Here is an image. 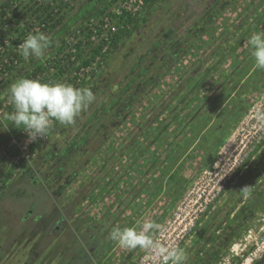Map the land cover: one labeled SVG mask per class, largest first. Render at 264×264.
Masks as SVG:
<instances>
[{"label": "rangeland", "instance_id": "rangeland-1", "mask_svg": "<svg viewBox=\"0 0 264 264\" xmlns=\"http://www.w3.org/2000/svg\"><path fill=\"white\" fill-rule=\"evenodd\" d=\"M19 1L0 0V17L6 12L12 18ZM67 2L71 8L63 23L51 32H43L52 38V44L42 59L30 57L26 61L18 52L19 44L29 34L42 30H25V24L12 22L0 24V39L7 40L12 53L6 63H0V136L5 129L13 132L4 148H9L13 136H19L22 130L7 119L14 111L8 90L19 78L89 87L97 99L75 124L54 122L47 136L34 146L35 156L20 169V175L12 173L15 180L10 191L3 193L0 209L12 210L11 214L19 217L32 208L34 216L42 217L43 221L58 205L52 201V190L64 192L73 177L91 175L96 164L94 158L108 155L107 144L111 141L114 148L128 145L129 150L120 149L119 158L124 159L125 152H129L136 154L135 158H165L173 162L182 158L203 159L202 145L212 143L213 159L192 170L183 184L182 197L201 177L212 178V184L217 186L231 177L222 198L232 186L240 185V178L247 176L250 182L244 185L241 202H249L253 197L258 201L261 195L260 220L264 214V121L256 117L257 113L264 114V69L255 67L248 39L253 33L264 31V0L147 1L135 15H130L138 19L111 52L112 38L94 39L92 24L110 16L119 30L120 0ZM230 16L233 18L229 20ZM254 20L260 22L254 24ZM225 36V44L230 42L227 46H232L215 59L213 46L217 48L220 43L212 45L213 37L224 40ZM242 41L246 48L237 46ZM99 44H103L102 51L96 55L95 47ZM189 47L193 51L188 52ZM105 54H109L106 59ZM86 59H91L90 64H84ZM164 72L165 78L153 84V79ZM234 92L235 96L240 95V101L235 96L228 100ZM197 137L198 145L190 151ZM99 138L101 145L93 151L92 145ZM143 143H147V149L134 152V147ZM220 178L223 179L218 183ZM41 182L46 187L42 188ZM93 185L92 179L88 188ZM58 201L61 204L62 200ZM4 216L15 225L13 236L32 226L31 222ZM84 224L80 234L75 225L71 227L86 243L95 226L87 221ZM64 231L63 228L59 234L55 233L52 248L43 252L49 264H92L84 259L85 251H78L80 242L69 241L74 236L70 235L72 229L59 237ZM48 238L46 232L41 243L46 244ZM55 239L63 243L56 246ZM50 241L48 245L52 244Z\"/></svg>", "mask_w": 264, "mask_h": 264}, {"label": "crops", "instance_id": "crops-1", "mask_svg": "<svg viewBox=\"0 0 264 264\" xmlns=\"http://www.w3.org/2000/svg\"><path fill=\"white\" fill-rule=\"evenodd\" d=\"M230 18L232 19L233 16L228 19L230 20ZM258 22L260 21L254 20V24H258ZM221 35L224 36V34ZM194 38H192L191 44H194ZM213 39L212 45H215L217 41L220 43L217 48L213 46V49H216L213 52L216 54V58L214 55L213 58L217 59L221 53L225 54L232 45L227 46L230 42L225 44L227 37L224 40L216 37ZM235 46L233 45V47ZM237 46L246 48L243 41ZM190 51H193V47L188 48V52ZM236 92L230 95L228 100L235 96ZM235 97H238V101H240V95ZM11 133L13 132L10 129H5L1 134L0 152L6 146ZM199 140L197 137L196 142L191 144L190 151L197 147ZM107 145L109 154L102 158L96 155L94 158L95 169L91 175L82 178L79 175L73 177L67 183L64 192L53 190L51 193L49 192L54 204H58V199L62 200V202L60 201L61 209L59 211L55 209L54 212L49 211L50 213H47L43 221L42 217L34 216L32 208H29L30 212H26L25 215H20L21 218L19 215V217H16V214L12 215V210L9 212V209H0V264H34L35 262L49 264L47 256H44L43 252L45 248L52 246L54 233L58 232L59 234L64 228L55 226L59 220L58 214L60 217L64 216L65 222L68 224L82 223L80 231L85 228L86 221L93 223L95 230L89 236L91 239L88 240V245L92 247L90 250L92 264L96 262L134 264L144 250L120 247L111 239V231L117 227H136L138 221H151L158 226L152 232L154 238L172 209L182 198L183 184L191 176L192 170L202 164L210 163L213 159L211 152L214 150L212 143H206L201 148L205 152L203 159L201 157L189 160L182 158L173 162L174 160L165 158L148 160L140 157V154L139 158L137 156L135 158L136 154H129V152H125V158L122 159L119 158L120 149L127 148L128 145L124 144L121 148V144H117L120 148H114V141ZM179 146H176L178 151H180ZM127 149L129 150V148ZM146 149L147 143L137 144L134 147V152ZM175 153L176 151L173 154ZM12 167L14 166L8 158H2L0 180L3 178L4 181H7L8 189L11 188L15 180L9 176V173L19 172L16 176L21 173L20 170L17 171ZM92 179L94 185L89 189L88 184ZM239 180L240 185L235 184L229 189L228 193L220 199L218 208L200 221L196 232L184 244L182 249L187 256L185 264H216L230 244L239 239L248 227L257 226L261 211V195L258 196V201L256 197H253V200L249 202H241L242 192L245 190L244 185L249 184L250 181L247 180V176ZM242 180L244 183L241 184ZM36 184L37 182H35ZM41 185L42 188L46 187L42 182ZM74 185L75 189H71ZM8 189H5L4 194L10 191ZM2 198L3 195H0V203ZM74 205L77 207L75 212H73ZM4 215H9L16 221L31 222L32 226H26V229L13 236L15 225ZM80 217L82 218L81 222L78 220ZM46 232L49 233V238L48 241L44 239L46 244H42L41 240ZM50 240L52 244L48 245ZM59 261L56 262L59 263Z\"/></svg>", "mask_w": 264, "mask_h": 264}, {"label": "clouds", "instance_id": "clouds-1", "mask_svg": "<svg viewBox=\"0 0 264 264\" xmlns=\"http://www.w3.org/2000/svg\"><path fill=\"white\" fill-rule=\"evenodd\" d=\"M51 44L52 38L43 32L29 34L19 44L18 52L26 61L30 57L42 59ZM248 45L255 67L264 69V31L253 33ZM8 98L14 111L7 119L15 128L24 130L32 141L45 138L54 122L65 126L75 124L81 113L97 99L89 87L78 88L26 77L19 78L10 86ZM256 118L264 121V114L257 113ZM157 227L151 221H138L136 227L114 228L110 237L122 248H139L155 254L161 259V264H185L187 256L183 249L167 246L153 238L152 232Z\"/></svg>", "mask_w": 264, "mask_h": 264}, {"label": "built area", "instance_id": "built-area-1", "mask_svg": "<svg viewBox=\"0 0 264 264\" xmlns=\"http://www.w3.org/2000/svg\"><path fill=\"white\" fill-rule=\"evenodd\" d=\"M151 0H120L119 16L135 15V12ZM94 39L110 41L118 31L113 18L106 16L93 23ZM10 26V24H9ZM42 32H45L42 30ZM83 36V35H82ZM6 44L7 40L4 39ZM10 45V44H8ZM2 47L0 46V49ZM7 58H5L6 61ZM2 109V108H1ZM0 109V111H1ZM19 136H13L9 148L0 152L1 158H8L12 166L19 170L21 164L29 163L35 156L34 146L42 138L35 141L29 139L28 134L21 130ZM9 149H13L9 153ZM223 178L218 180V183ZM231 177H227L220 186L212 184V178H199L192 190L188 191L172 209L165 223L160 227L154 239L165 245L182 249L184 244L196 232L200 221L218 208V200L223 196V190L229 184ZM264 255V214L258 226L248 227L244 234L234 240L216 264H253ZM95 264H103L96 262ZM134 264H161V259L155 254L143 251Z\"/></svg>", "mask_w": 264, "mask_h": 264}, {"label": "trees", "instance_id": "trees-1", "mask_svg": "<svg viewBox=\"0 0 264 264\" xmlns=\"http://www.w3.org/2000/svg\"><path fill=\"white\" fill-rule=\"evenodd\" d=\"M67 1L68 0H20L18 2V6L15 10L13 17L10 18L9 16H7V13L4 12L0 17V24H3L5 22H12L13 24H16V25L25 24L26 25L25 30L37 31V32L44 30L45 32H51L55 28H57L61 23H63L65 16H66V13L71 8V3L67 2ZM137 19L138 18H136V17L133 18L132 16L131 17L126 16V14L121 15L119 17V24L121 26H120V29L117 31V33H115L112 37V40L110 42V47H111L109 50L110 52L118 46V44L121 42V40L126 36L127 32L129 31L130 26L133 25V23ZM10 29L11 30L14 29L13 26H10ZM18 29H19V31H21L22 28L19 27ZM0 46L2 47L0 49V63L4 64V63H6V62H4L5 58L9 59V57L11 56L12 53L9 50L10 47L8 46V44H6L4 39H0ZM102 47H103V44H99L97 47H95L96 55L101 54ZM246 54L248 55V53H246ZM249 54L251 55V50L249 51ZM108 55L109 54H105L104 59H106L108 57ZM90 62H91V59H88V60L86 59L84 61V64L88 65V64H90ZM39 69H40V67H38V70ZM61 72L65 73V70H61ZM164 78H165V72H164V74H162L158 78L153 79V84L158 83L160 80H163ZM147 86L148 85L146 84L145 87H147ZM100 141H101V138H99L98 141H96L92 145L93 151L97 150L100 147V145H101ZM12 150L13 149H11V150L9 149L10 154H13ZM88 151H89V149H88ZM1 160H2V158H1ZM1 160H0V162H1ZM24 166H25V164H21L19 166V168L24 169ZM12 168H15V167H12ZM12 173H13V171L10 172L9 175L12 176L13 175ZM4 176L6 177V175H4ZM8 187H9V185L7 184V181L6 180L4 181L2 178V180H0V195H3L5 189H8ZM56 207H57L56 209L59 211V209H61V204H59V202H58V205ZM76 208L77 207L74 205L73 212H75ZM58 216H59V218H58L59 220H57V224L55 226H56V228L59 226L61 228L64 227V230H65L64 232H62V234L59 235V237L62 236L63 234L65 235V233L69 234L67 231L72 229V233H70V235L74 234V236H72L71 240H69V241L74 242V243L76 241L80 242V245H79L80 247L77 248L78 251H80V250L85 251L84 252V254H85L84 259L86 261L90 260V262L92 263V260L90 258V250L92 247L88 245V243H89L88 241L85 243L82 240H80L79 236L77 237V232L74 233L75 229L71 227L72 225H75L76 231H78V233L80 234V233H82L80 231L82 228V223L78 224L77 222H74L73 224L70 223L67 226H63L66 224V222H65L66 219L64 218V216L60 217L59 214H58ZM54 238L55 237L53 236L52 240ZM55 243H57L55 245L58 246V244L63 243V241L56 240ZM53 244H54V242H53ZM53 244H52V246H53ZM68 244H72V243H68ZM52 246L50 248H52ZM77 249L75 250V252L77 251ZM253 264H264V255L258 261H256Z\"/></svg>", "mask_w": 264, "mask_h": 264}, {"label": "flooded vegetation", "instance_id": "flooded-vegetation-1", "mask_svg": "<svg viewBox=\"0 0 264 264\" xmlns=\"http://www.w3.org/2000/svg\"><path fill=\"white\" fill-rule=\"evenodd\" d=\"M33 182H37V181L34 180Z\"/></svg>", "mask_w": 264, "mask_h": 264}]
</instances>
